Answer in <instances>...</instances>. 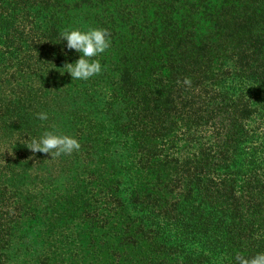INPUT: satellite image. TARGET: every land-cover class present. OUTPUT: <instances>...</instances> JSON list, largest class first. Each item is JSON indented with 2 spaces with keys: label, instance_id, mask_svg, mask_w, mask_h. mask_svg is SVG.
Here are the masks:
<instances>
[{
  "label": "trees",
  "instance_id": "1",
  "mask_svg": "<svg viewBox=\"0 0 264 264\" xmlns=\"http://www.w3.org/2000/svg\"><path fill=\"white\" fill-rule=\"evenodd\" d=\"M89 28L105 71L73 81L61 33ZM45 131L80 151L33 153ZM260 253L264 0H0V264Z\"/></svg>",
  "mask_w": 264,
  "mask_h": 264
},
{
  "label": "clouds",
  "instance_id": "2",
  "mask_svg": "<svg viewBox=\"0 0 264 264\" xmlns=\"http://www.w3.org/2000/svg\"><path fill=\"white\" fill-rule=\"evenodd\" d=\"M61 38L63 41H67L69 50H75L82 54L75 63H65L62 68L58 69L61 75L67 72L70 73L73 81H87L105 71L99 57L112 47V33L108 29L65 30L61 33ZM183 83L190 85L191 81L186 78ZM36 115L42 121L48 119V114L45 112ZM26 147L33 153L51 154L52 159H56L62 155L71 156L74 152H79L81 143L73 136L45 131L39 138L30 139ZM236 262L237 264H264V253L251 258L237 254Z\"/></svg>",
  "mask_w": 264,
  "mask_h": 264
}]
</instances>
